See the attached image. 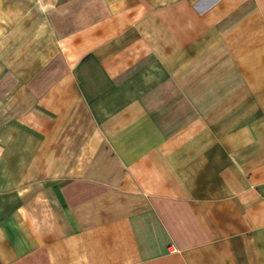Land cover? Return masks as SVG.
<instances>
[{
  "label": "crops",
  "instance_id": "crops-1",
  "mask_svg": "<svg viewBox=\"0 0 264 264\" xmlns=\"http://www.w3.org/2000/svg\"><path fill=\"white\" fill-rule=\"evenodd\" d=\"M0 264H264V0H0Z\"/></svg>",
  "mask_w": 264,
  "mask_h": 264
},
{
  "label": "built area",
  "instance_id": "built-area-1",
  "mask_svg": "<svg viewBox=\"0 0 264 264\" xmlns=\"http://www.w3.org/2000/svg\"><path fill=\"white\" fill-rule=\"evenodd\" d=\"M170 250H171V252H175L176 251L173 247H171Z\"/></svg>",
  "mask_w": 264,
  "mask_h": 264
}]
</instances>
